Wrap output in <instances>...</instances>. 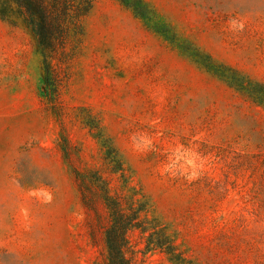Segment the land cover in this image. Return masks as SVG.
Instances as JSON below:
<instances>
[{
  "label": "rangeland",
  "instance_id": "rangeland-1",
  "mask_svg": "<svg viewBox=\"0 0 264 264\" xmlns=\"http://www.w3.org/2000/svg\"><path fill=\"white\" fill-rule=\"evenodd\" d=\"M143 2L94 0L58 87L31 32L0 19V264H105L75 180L94 170L167 225L184 264H264V107L215 74L264 83V0ZM127 235L134 264H177Z\"/></svg>",
  "mask_w": 264,
  "mask_h": 264
},
{
  "label": "trees",
  "instance_id": "trees-1",
  "mask_svg": "<svg viewBox=\"0 0 264 264\" xmlns=\"http://www.w3.org/2000/svg\"><path fill=\"white\" fill-rule=\"evenodd\" d=\"M138 16L141 8H146L143 0H121ZM94 0H0V19L11 26L21 25L29 30L39 50L43 79L50 85L58 87L62 80V67L69 59L68 44L79 41L84 34V20L91 12ZM213 65L211 61L210 69ZM215 74L229 87L264 107V83L254 81L238 70L220 65ZM114 154L106 158L111 172L122 169V162L115 148L103 145ZM261 154H257L259 158ZM264 166V158L261 161ZM256 194L253 196L254 215H264V170ZM80 201L86 213L88 232L93 244H97L101 226L105 250V264H134L126 255L129 248L128 231L137 228L144 236V248L147 251L163 252L171 261L184 264L187 261L184 252L176 243V236L167 225L155 218L141 216L146 209L143 201L131 199L127 207L110 193L107 178L97 171L76 173ZM102 204L103 210L98 209ZM106 219V224L104 223ZM104 224V225H103ZM104 226V227H103Z\"/></svg>",
  "mask_w": 264,
  "mask_h": 264
}]
</instances>
